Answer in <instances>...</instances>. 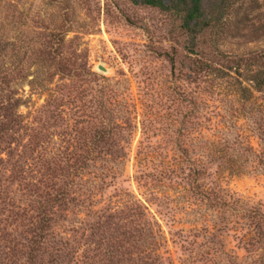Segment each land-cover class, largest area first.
<instances>
[{"label":"rangeland","instance_id":"obj_1","mask_svg":"<svg viewBox=\"0 0 264 264\" xmlns=\"http://www.w3.org/2000/svg\"><path fill=\"white\" fill-rule=\"evenodd\" d=\"M227 9L222 33L193 51L175 15L131 0H0L1 60L22 64L6 89L15 122L0 99V264H28V249L30 264L264 256L261 244L245 247V232L239 240L241 207L264 212L263 104L242 107L232 86L194 66L261 55L264 72V0ZM210 146L243 162L229 172ZM195 183L219 189L225 205L207 206ZM57 185L67 203L45 200Z\"/></svg>","mask_w":264,"mask_h":264},{"label":"trees","instance_id":"obj_2","mask_svg":"<svg viewBox=\"0 0 264 264\" xmlns=\"http://www.w3.org/2000/svg\"><path fill=\"white\" fill-rule=\"evenodd\" d=\"M131 1L134 4L156 8L160 11H165L167 13H172L173 15H175L178 19L179 30L189 39V50H193L192 47H196L197 39L207 36L205 42L210 44V42L214 39L213 36L222 33V28L225 27V25H228V14L230 15L232 13V11L230 12V9L227 8L232 5L235 0H209L206 8L204 7L202 0H167V2H164L163 0ZM233 14H235L234 11ZM224 21L227 22L224 23ZM60 42H58V45H60ZM26 51H28V49H24L22 54L24 55ZM0 53H2V50H0ZM0 56V84L4 86V89H0L1 92L4 90L6 91L7 87L9 86L8 83H10V79H8V76L12 75L11 73L14 74L16 72L19 73L20 71H22V64L20 59L18 58L16 60H9L7 64L8 67H4L5 62L4 60H1L4 56V53ZM260 58H262L261 55H247L238 58H231L229 56L222 57L221 55H218L217 61L219 63H213L212 61H209L207 59L198 61L194 60V66L197 70H205L206 72L210 73L213 76V79L217 80L219 83L221 82L225 85L229 84V86H232V98H234L237 103H240L242 107H244L245 104L255 106V102L257 99L260 100V103H262L264 107V72L261 70L263 68L259 67L262 65L257 64V59ZM240 67H243L244 69L246 68L247 72L245 74L238 73V69ZM231 72H237V75L239 74V77L236 75H232ZM6 92H8V95H6L5 97H0V99L2 100V102H5V105L8 104L10 106V110L12 111V115L10 114L12 118H10V120L11 122H15V119L18 117L15 112V109L18 106L17 99H12L10 97L11 94L9 90H7ZM3 108L5 109L6 107ZM0 109L2 108L0 107ZM260 110L262 109L260 108ZM248 113L250 114L251 111H249ZM257 126L258 127L256 128L258 129L259 125ZM100 144L103 146L109 145L107 141H103L100 138L94 140V145L97 148H102L100 147ZM105 150L107 152L108 147H105L104 151ZM219 150L220 148H214V146H210L209 151H211V154H222ZM221 150L223 151V148H221ZM245 151L251 152V150L247 148H245ZM251 154L256 157L255 153ZM118 157L120 156L118 155ZM234 157V154L225 156L224 153L219 156L220 159L222 158L221 163L224 164V168L228 169L229 172H234L233 170L235 168H238L239 164L243 162H239L237 158ZM94 158L101 160L104 159L102 157L100 158L99 155L92 157V159ZM53 171L54 169L50 168L49 179L55 177ZM189 171H191V174L193 175L192 180H194L196 177L195 175L198 174V170L196 168H192V170ZM31 186L33 187V183L30 184V187ZM48 187L51 189V191H47L44 193V198L48 202H57L58 204H60L65 202L64 198H68L66 190L61 188L60 186L57 185L56 187ZM198 187L199 185L195 183L192 186V189L195 190V192H197L199 196H201V198L206 202L207 206H216L215 204H218L220 206L225 205V202L222 199V194H219V191H217L219 189L215 190V188H208L207 190L198 192ZM67 202L68 201H66L65 203ZM240 211L241 213H243L242 217L245 218L248 223L246 224L244 231L240 233L241 238L239 237V240L243 239L244 236L242 234L245 232L244 234L248 235V237H246L245 241L243 242L245 247H248L249 249L253 246H255V248H259V244H261L260 248L264 251V212L260 209L253 208L252 210H250L246 207H241ZM30 252V249H28V251L26 252V260L28 264H30L32 260ZM261 257L262 258H259V260H257V263L252 262L251 264H264V256ZM148 264L150 263L148 262Z\"/></svg>","mask_w":264,"mask_h":264},{"label":"water","instance_id":"obj_3","mask_svg":"<svg viewBox=\"0 0 264 264\" xmlns=\"http://www.w3.org/2000/svg\"><path fill=\"white\" fill-rule=\"evenodd\" d=\"M100 69V68H99Z\"/></svg>","mask_w":264,"mask_h":264}]
</instances>
